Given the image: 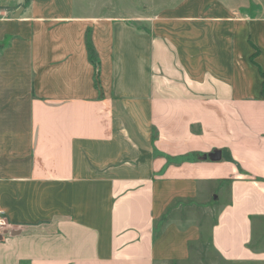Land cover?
Wrapping results in <instances>:
<instances>
[{
  "label": "crops",
  "instance_id": "obj_1",
  "mask_svg": "<svg viewBox=\"0 0 264 264\" xmlns=\"http://www.w3.org/2000/svg\"><path fill=\"white\" fill-rule=\"evenodd\" d=\"M185 1L160 36L0 0V264H195L212 208L206 256L264 264V0Z\"/></svg>",
  "mask_w": 264,
  "mask_h": 264
},
{
  "label": "rangeland",
  "instance_id": "obj_2",
  "mask_svg": "<svg viewBox=\"0 0 264 264\" xmlns=\"http://www.w3.org/2000/svg\"><path fill=\"white\" fill-rule=\"evenodd\" d=\"M74 6L76 12L80 15H111L113 17L134 14V28L138 30H147L151 22L158 26L159 32H156L160 36L167 34L165 31H170L171 29L178 30L186 26V18L184 15H191L192 13H185L186 10H191L193 5L190 1L185 0H74ZM206 10L205 14L213 15L211 12V2L206 1L203 3V10ZM189 17V16H188ZM181 36L190 37V34L179 32ZM178 34V33H177ZM195 34H193L194 36ZM192 36V37H193ZM204 39V37L202 38ZM243 45V39L241 40ZM243 48V47H241ZM240 48V49H241ZM244 49L238 51L240 56H244ZM264 70V68H263ZM249 78V75H248ZM249 81L250 78H249ZM177 163H182L179 161ZM194 210V209H193ZM184 209L175 212L176 216H172V219L182 222H189L188 217L184 216ZM191 211V210H190ZM194 212V211H191ZM189 213V212H187ZM184 214V215H183ZM191 215V214H189ZM216 210L215 209H205V210H195V214L191 218L199 223L200 235H201V246L205 250L202 258H192L195 264H224L220 260L214 261V257L206 256V250H208V235L209 228L211 224L215 221ZM193 220V221H194ZM252 247L255 249H262L264 251V222L256 223L254 227V238L252 241ZM199 250L201 249L198 246ZM157 264H164L163 262ZM169 264V263H165ZM178 264V263H172Z\"/></svg>",
  "mask_w": 264,
  "mask_h": 264
},
{
  "label": "trees",
  "instance_id": "obj_3",
  "mask_svg": "<svg viewBox=\"0 0 264 264\" xmlns=\"http://www.w3.org/2000/svg\"><path fill=\"white\" fill-rule=\"evenodd\" d=\"M86 49L88 51V58L90 63L94 66V68L97 70L98 69V61L97 58L94 54V50H93V46L89 37V34L86 35ZM258 56V51L256 50L254 54H252V56L250 57V60L252 63L255 64L254 60L256 59V57ZM260 75L262 76V78L264 79V70L261 69L260 67H258ZM98 75V71H96V76ZM262 96L264 98V81H263V89H262Z\"/></svg>",
  "mask_w": 264,
  "mask_h": 264
},
{
  "label": "built area",
  "instance_id": "obj_4",
  "mask_svg": "<svg viewBox=\"0 0 264 264\" xmlns=\"http://www.w3.org/2000/svg\"><path fill=\"white\" fill-rule=\"evenodd\" d=\"M3 219H2V214L0 213V227L2 226Z\"/></svg>",
  "mask_w": 264,
  "mask_h": 264
},
{
  "label": "water",
  "instance_id": "obj_5",
  "mask_svg": "<svg viewBox=\"0 0 264 264\" xmlns=\"http://www.w3.org/2000/svg\"><path fill=\"white\" fill-rule=\"evenodd\" d=\"M218 155V154H217Z\"/></svg>",
  "mask_w": 264,
  "mask_h": 264
}]
</instances>
